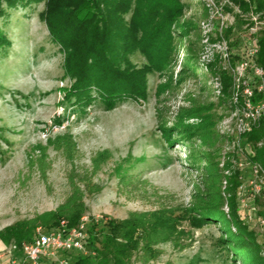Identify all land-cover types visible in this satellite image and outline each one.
Segmentation results:
<instances>
[{"label":"rangeland","instance_id":"obj_1","mask_svg":"<svg viewBox=\"0 0 264 264\" xmlns=\"http://www.w3.org/2000/svg\"><path fill=\"white\" fill-rule=\"evenodd\" d=\"M181 1L187 5V17L201 18L204 6L214 4L210 10L215 14L210 42L226 43L234 67L255 37L252 28L264 29V24L255 26L254 12L244 14L234 0ZM1 7L4 16L0 17V34L11 45L0 50V231L18 221L55 210L65 201L70 192L67 175L71 167L53 149L49 151L53 168L48 183L43 182L37 172L31 175L26 186L22 182L29 174L31 148L45 145L56 135L70 133L79 146L76 165L80 172L90 169L91 158L97 152L110 150L113 153L94 179L100 191L92 194L86 190L88 239L92 226L96 225L97 231L102 233L107 230L110 218L119 221L131 212L167 207L182 219L180 228L187 233L183 241L186 249L179 251L170 244L163 245L164 254L154 264H236L221 243V233L216 226L195 228L187 218L190 217L187 210L191 207L192 184L200 177L198 166L203 167L207 157L233 151L228 135L220 126V121L228 117L231 110L219 103L214 78L208 82L205 73L199 71L200 82L189 80L172 86L168 71H145L150 65L148 55L142 47H136L126 57L134 71L146 73L144 98L121 97L108 106L93 89L94 99L78 104L76 97L70 94L75 80L66 75L65 53L41 18L46 2H24L12 8L2 3ZM220 14L225 18L222 29ZM131 15H126L127 23ZM226 31L230 33L226 35ZM197 46L201 52V38ZM184 54L182 51L180 59ZM216 55L215 62L207 67L215 64L219 72L221 66ZM122 65L127 66L124 62ZM177 73L176 70L175 76ZM203 82L208 84L210 92L202 87ZM188 95L202 105L215 104L210 115L215 118L216 127L210 134L194 135L191 139L176 128L174 122L179 109L191 106ZM159 104L170 123L169 137L158 125ZM186 123L193 125L199 120ZM244 150L248 153L251 148L246 146ZM127 174L149 180L152 187L132 196L119 192V179ZM243 175L239 187L247 180V173ZM236 196L239 219L264 246V227L245 221L238 189ZM258 205L263 213L264 204L259 201ZM8 248L0 241V264H8ZM91 253V248L87 247L84 251L61 253L60 260L74 264L80 256Z\"/></svg>","mask_w":264,"mask_h":264},{"label":"trees","instance_id":"obj_2","mask_svg":"<svg viewBox=\"0 0 264 264\" xmlns=\"http://www.w3.org/2000/svg\"><path fill=\"white\" fill-rule=\"evenodd\" d=\"M44 1L46 7L41 18L47 23L53 40L65 53L66 75L75 80L70 94L76 97L78 104L91 102L93 89L99 92V97L108 106L121 97L144 98L147 90L145 71L156 69L164 73L168 71L172 86L189 80L200 82L199 71L205 73L208 82L215 75H220L222 90L218 96L219 103L232 109V77L225 71L217 72L215 64L206 70L199 62L197 40L201 38L200 21L209 15L205 6L201 18H198L186 16L187 5L181 0H0V17L4 16L2 3L12 8L19 3ZM234 1L244 14L264 11V0ZM130 13L131 20L127 23L126 15ZM228 33L230 31H226V35ZM257 37L260 45L257 62L264 68V29ZM10 45L9 40L0 34V50ZM136 47H142L148 55L150 65L145 71H134L129 66L127 53ZM182 51L185 54L180 59ZM123 62L126 67H123ZM201 84L210 92L207 83ZM188 96L191 106L179 109L174 122L176 128L191 139L194 135L210 134L216 127V120L210 115L215 104L202 105ZM259 99L256 96L253 101L256 103ZM163 110L159 104L157 121L169 137L170 123ZM188 120H199V123L189 125L186 123ZM241 146H250L254 154L249 156L250 160L264 167V123L244 135ZM51 149L60 153L71 167L67 175L70 192L55 210L3 228L0 241L4 246L29 242L39 228L52 229L62 221L69 228L79 227L88 211L86 190L92 194L100 191L94 179L113 157L110 150L97 152L91 158L90 169L80 172L76 165L80 152L75 137L70 133L56 135L45 145L31 148L27 164L29 174L24 177L23 186L31 180L34 172L48 183L53 168L49 158ZM226 156L228 159L223 167V155L207 157L205 165L198 166L200 177L192 184L191 207L187 210L190 217L187 218L195 228L216 226L221 233L220 241L234 263L264 264V246L257 242L254 233L238 217L236 192L240 174L229 160L235 155L227 153ZM225 170H231L232 175L227 177L228 186L223 189ZM148 187H152L149 180L132 174L122 176L118 182L119 192L125 195H135ZM224 193L230 196L226 199ZM226 205L229 213L225 211ZM181 222L175 211L167 207L131 212L126 219L119 221L110 218L107 230L102 233L97 231L96 225L92 226L87 246L92 253L80 256L74 264H154L164 254L163 245L170 244L179 251L186 249L183 241L187 233L180 228Z\"/></svg>","mask_w":264,"mask_h":264},{"label":"built area","instance_id":"obj_3","mask_svg":"<svg viewBox=\"0 0 264 264\" xmlns=\"http://www.w3.org/2000/svg\"><path fill=\"white\" fill-rule=\"evenodd\" d=\"M214 4H207L208 17L200 21L202 50L199 54V62L207 70V65L215 62L216 53L219 55L220 70L227 72L233 80V96L231 99V114L221 121L230 139L235 156L229 159L234 169L240 174V180L247 173L244 185L238 188L242 208L245 210L244 219L248 224H259L264 227V208L261 213L259 201L264 204V167L254 163L249 156H254L252 150L248 153L241 146L244 135L253 130L254 127L264 123V68L259 66L257 59L260 52L258 33L263 30L258 25L264 24V11L255 13L252 17L255 26L254 38L248 45L247 50L241 57L237 66L232 65V57L227 50L226 43L212 44L210 32L214 26L215 14L212 10ZM253 12V11H252ZM221 16V29L224 27L225 18ZM261 29V30H260ZM214 89L220 96L222 90V79L216 75L213 79ZM259 96V101L254 98ZM263 142L260 143L262 145ZM230 150V149H229ZM227 153L223 155L221 167L224 166ZM223 189L228 186V179L232 175L231 170H225ZM246 193V194H245ZM227 199L230 195L224 193ZM229 213L228 205L225 207ZM264 244V243H263ZM88 246V234L86 230V217L82 218L80 226L69 228L65 221L58 227L52 229L39 228L36 236L22 245L12 244L9 246L6 256L8 264H65L60 260L61 253L84 251Z\"/></svg>","mask_w":264,"mask_h":264}]
</instances>
